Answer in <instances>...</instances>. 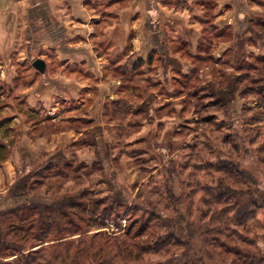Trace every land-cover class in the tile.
<instances>
[{"label":"rangeland","instance_id":"rangeland-1","mask_svg":"<svg viewBox=\"0 0 264 264\" xmlns=\"http://www.w3.org/2000/svg\"><path fill=\"white\" fill-rule=\"evenodd\" d=\"M246 4L248 22L221 30L204 26L197 48L186 34L181 41H167V57L156 54L149 68L133 70L130 65L124 73L125 68L118 66L126 58L108 57L117 68L110 73L115 82L109 90L112 99L96 100L95 91L90 100H26L24 93L38 74L31 61L22 65L15 58L8 62L0 57V70L5 63L17 68L11 83L6 82L9 74L4 79L0 72V142L7 145L6 157L0 159V210L15 206L8 199L11 189L31 176V195L36 199H75L72 224L62 222L71 228L63 240L98 232L117 236L133 222L129 206L110 214L107 228H102L94 222L100 215L91 219L87 212L82 214L85 201L80 200L83 191L88 200L112 196L109 180L114 179L118 188H127L131 202L138 195L136 204L151 202L165 216L172 210L169 191L175 199L183 198L178 207L184 213L193 201L198 219L209 212L202 203L203 190L214 189L221 179L216 167L221 170L219 162L227 155L236 158L238 149L243 167L264 184L258 161L264 144V95L254 93L264 86V32L250 20L264 21V0ZM239 77V91L217 85L221 78ZM255 129L262 136L251 144V138L258 137ZM63 132L67 135L61 136ZM60 153L64 157H58ZM55 238L59 237L51 233L31 245L48 242L34 248L38 250ZM256 239L259 251H264V239ZM193 248L190 255H203L197 240ZM11 255L0 259L12 262ZM170 255L151 254L146 259L158 264L174 257ZM204 259L208 261L207 256Z\"/></svg>","mask_w":264,"mask_h":264},{"label":"trees","instance_id":"trees-1","mask_svg":"<svg viewBox=\"0 0 264 264\" xmlns=\"http://www.w3.org/2000/svg\"><path fill=\"white\" fill-rule=\"evenodd\" d=\"M250 20L253 26L259 25L264 32V21L256 23ZM152 60L153 56L148 60V65ZM130 65L136 70L145 67L146 63L133 55L125 65L124 73ZM261 76L264 78V69ZM240 80V77L233 80L221 78L217 85L227 91H239L237 85ZM254 93L257 96L264 95V86L257 88ZM255 131L258 137L255 134L250 140L251 144H255L262 136L260 129ZM6 147L0 142V159L6 157ZM63 155L60 153L58 157ZM222 161L219 162L223 164L221 170L216 167V171L221 173V179L214 189L203 190L205 194L202 203L208 207V214L204 213L196 219L193 201L184 213L178 207L183 198L175 199L169 191L167 200L172 210L165 216L156 211L151 202L136 204L138 195L131 202L127 188H118L114 179H110L109 184L115 192L112 196L88 200L85 191L80 194V200L85 201L82 214L87 212L91 219L100 215L94 222L107 228V217L117 209L129 206V217L133 222L117 236L98 232L89 237L70 240L62 238L71 231L69 225L72 224V217H75L71 211L77 207L75 199H36L31 195L32 178L28 176L20 180L9 193L8 199L14 201L15 206L0 210V258L10 253L11 257H15L12 262L0 259V264H153L146 258L151 254L158 256L159 253H173L170 256L174 257L168 256L170 259L158 264H264V251H259L256 239H264V184L243 167L242 152L239 149L236 158L227 155ZM258 161L264 174V144L258 149ZM262 212L263 218L259 219ZM66 221L69 223L67 226L63 224ZM51 233L59 238H55L54 243L34 250L36 246L48 242H39L38 245H31V242L38 239L42 241ZM196 240L203 254L197 258L190 255ZM177 247L180 250H176ZM205 256L208 261L204 259Z\"/></svg>","mask_w":264,"mask_h":264},{"label":"crops","instance_id":"crops-1","mask_svg":"<svg viewBox=\"0 0 264 264\" xmlns=\"http://www.w3.org/2000/svg\"><path fill=\"white\" fill-rule=\"evenodd\" d=\"M246 2L0 0V57L22 65L31 61L33 66L37 59L46 63V72H37L26 89V100H90L95 91L96 100L112 99L110 73L117 68L108 57L126 58L118 66L125 67L130 57L138 56L149 68L151 56L168 54L167 41H181L186 34L197 48L204 26L221 30L248 22ZM2 69L4 79L10 77L6 82H14L17 68L5 63Z\"/></svg>","mask_w":264,"mask_h":264},{"label":"water","instance_id":"water-1","mask_svg":"<svg viewBox=\"0 0 264 264\" xmlns=\"http://www.w3.org/2000/svg\"><path fill=\"white\" fill-rule=\"evenodd\" d=\"M33 68L44 74L46 72V63L41 59H37L33 62Z\"/></svg>","mask_w":264,"mask_h":264}]
</instances>
